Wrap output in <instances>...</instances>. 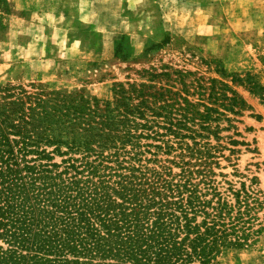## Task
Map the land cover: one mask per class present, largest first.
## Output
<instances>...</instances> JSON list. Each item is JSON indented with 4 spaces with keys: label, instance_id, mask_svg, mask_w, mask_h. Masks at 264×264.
<instances>
[{
    "label": "trees",
    "instance_id": "trees-1",
    "mask_svg": "<svg viewBox=\"0 0 264 264\" xmlns=\"http://www.w3.org/2000/svg\"><path fill=\"white\" fill-rule=\"evenodd\" d=\"M168 93L115 84L111 99L99 100L0 89V264H215L223 250L247 245L249 196L237 192L231 205L213 173L173 182L157 171L165 166L148 167L177 150L185 166L184 157L201 161L194 137H217L208 122L225 117L177 108ZM231 95L222 97L237 115L244 103ZM195 121L200 132L188 127ZM212 158L208 149L201 164Z\"/></svg>",
    "mask_w": 264,
    "mask_h": 264
},
{
    "label": "rangeland",
    "instance_id": "rangeland-1",
    "mask_svg": "<svg viewBox=\"0 0 264 264\" xmlns=\"http://www.w3.org/2000/svg\"><path fill=\"white\" fill-rule=\"evenodd\" d=\"M115 84L171 91L183 98L172 94L177 108L191 104L203 114L208 106L225 115L208 122L217 137H194L201 161L184 157L185 166L177 150L148 167L165 166L157 171L173 182L213 173L231 205L235 193L249 196L248 243L223 250L215 264H264V92L255 89L264 88V0H0V89L84 91L106 100ZM232 92L244 103L237 115L222 97ZM199 122L188 127L200 132ZM208 149L213 158L205 166Z\"/></svg>",
    "mask_w": 264,
    "mask_h": 264
}]
</instances>
